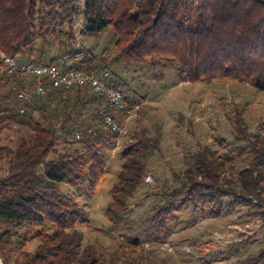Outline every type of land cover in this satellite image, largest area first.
I'll use <instances>...</instances> for the list:
<instances>
[{"label":"trees","instance_id":"obj_1","mask_svg":"<svg viewBox=\"0 0 264 264\" xmlns=\"http://www.w3.org/2000/svg\"><path fill=\"white\" fill-rule=\"evenodd\" d=\"M78 0H0V54L24 63L52 64L61 71H108L109 84L132 105L137 98L109 71V62L126 60L143 67H174L181 82L237 81L264 91L263 0H85V32L110 28L111 51L100 57L80 46L71 28ZM113 56V57H112ZM44 94L22 101L35 88V76L10 74L0 57V259L3 264H166L145 254L141 241H120L108 255L84 244L79 225L85 210L59 185L90 192L104 173L105 148L117 133L104 128L100 114L104 95L88 85L54 87L42 78ZM246 104L233 111L227 153L197 144L184 158L183 181L158 206L149 221L162 222L173 201L207 204L219 214L224 198L264 206V134L246 123ZM120 123L125 112L111 110ZM13 125L25 130L14 148L2 145V133ZM122 150L124 159L112 188L107 220L117 228L127 200L144 183L147 151L156 140L146 131ZM153 142V144H152ZM223 144V142H220ZM155 149V148H154ZM237 159L246 165L235 173ZM36 241L33 252L15 248ZM246 264H264V247Z\"/></svg>","mask_w":264,"mask_h":264},{"label":"rangeland","instance_id":"obj_2","mask_svg":"<svg viewBox=\"0 0 264 264\" xmlns=\"http://www.w3.org/2000/svg\"><path fill=\"white\" fill-rule=\"evenodd\" d=\"M84 3L77 1L71 28L77 48L90 50L98 58L104 51L112 52L115 36L110 28L96 35L84 33ZM109 71L127 84L126 93L137 98L139 108L120 118L122 130L114 145L105 148L104 173L92 192L86 187L59 185L63 195L73 197L85 210L88 221L78 226L84 244L108 255L117 250L120 241L136 239L142 242L145 254L166 264H246L249 256L264 247V206L224 198L223 210L212 214L207 204L182 203L183 198L177 197L172 212L162 222H150L149 217L165 202L164 194L183 181L184 158L196 150L197 144L220 154L231 150L234 144L229 133L236 107L246 104L244 117L249 129L264 134V91L226 79L181 82L174 67L141 68L123 59L110 60ZM24 131L17 125L4 130L2 145L14 148ZM142 131L156 140L145 156L148 173L127 200L126 221L113 229L106 212L123 166L122 150L135 143ZM235 164V173L246 165L243 159ZM36 245V241H30L11 255L23 262L18 252H33Z\"/></svg>","mask_w":264,"mask_h":264},{"label":"built area","instance_id":"obj_3","mask_svg":"<svg viewBox=\"0 0 264 264\" xmlns=\"http://www.w3.org/2000/svg\"><path fill=\"white\" fill-rule=\"evenodd\" d=\"M85 0H83L84 2ZM264 1V0H263ZM84 7V4H83ZM81 12H84V8ZM1 59L4 61L7 71L19 77L35 76L37 84L34 89L21 95L22 101L29 100L34 95L44 94L43 79L47 78L54 87H65L67 89L88 85L93 91L104 95L105 101L101 105L100 114L103 119L104 128L114 133L121 132V124L114 117L111 110L116 109L125 112L127 115L133 113L139 108L138 104H130L124 97V94L109 84L110 74L104 71L96 74L91 71H61L52 64L24 63L18 65L11 57L1 53Z\"/></svg>","mask_w":264,"mask_h":264}]
</instances>
